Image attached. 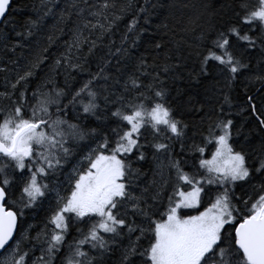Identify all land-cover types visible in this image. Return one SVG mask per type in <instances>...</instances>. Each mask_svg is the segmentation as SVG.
Returning <instances> with one entry per match:
<instances>
[{
	"label": "snow or ice",
	"instance_id": "6c2138e0",
	"mask_svg": "<svg viewBox=\"0 0 264 264\" xmlns=\"http://www.w3.org/2000/svg\"><path fill=\"white\" fill-rule=\"evenodd\" d=\"M10 5L0 0V25L20 39L0 33L4 47L31 51L0 92V264H27L21 245L29 237L18 221L46 201L31 237L42 245L39 264H264V0H41L45 11L20 30ZM53 8L47 43L26 45ZM128 13L113 51L112 29ZM153 13L151 30L136 27ZM66 28L64 50L29 91ZM140 44L143 52L131 55ZM60 69L63 87L53 79ZM73 73L87 78L72 87ZM177 79L186 88L174 98ZM181 110L203 113L200 143L186 139ZM238 137L257 146L237 149ZM81 143L88 151L62 194L51 178ZM140 162L154 177L144 187Z\"/></svg>",
	"mask_w": 264,
	"mask_h": 264
},
{
	"label": "trees",
	"instance_id": "16d2710c",
	"mask_svg": "<svg viewBox=\"0 0 264 264\" xmlns=\"http://www.w3.org/2000/svg\"><path fill=\"white\" fill-rule=\"evenodd\" d=\"M60 3V6H63V0H58ZM134 3H144V0H133ZM219 3V0H217ZM49 7H52L51 4L48 5ZM45 11L44 8L41 7V0H12V4L10 7V15L8 19L10 21H14L15 25L17 27V30H20V26L25 22L26 18H33L35 19L36 15L38 13L42 14ZM58 13L57 8H53V12L48 15L47 17H44L42 20V26L39 29V32L36 36L31 37L26 43V45L32 44L36 39H40L42 43H47L46 37L50 32H54V29L52 28V25L55 24V17ZM132 14L128 13L124 15L117 24L112 29L111 34V41L113 42V51H115V47L120 45V38L123 34L127 32V24L131 20ZM156 15L153 13L151 17L149 18V23L145 25L144 19L141 16L138 20V23L136 25L137 28L140 26H144L151 30L152 27L155 26L156 23ZM12 26L9 25L7 28L0 25V33L7 34L8 41H11L12 43H15L19 37H16L15 34L11 30ZM70 32L68 29H65V32L63 35H57L55 43L50 47V58L49 60L45 61L43 65H41L40 68L35 70V75L31 79V81L28 84L29 91L36 88L38 84H40L42 81H44L47 76L49 75V65L51 64L52 60L51 57H54L59 54V52L64 50V44L65 41L70 39ZM129 37L132 36V33H128ZM5 39L3 35H0V67H7L11 71L7 73H0V92L4 90L3 85L5 84L4 77L7 75L10 79H14L16 76V73L23 72L25 70L24 66L27 64L28 59L30 58V51L31 49L29 47H25L23 49L17 47L15 49V52L10 51L4 47L5 45ZM109 39L106 36L104 39V43L108 44ZM11 45H9L10 47ZM143 46L140 44L139 46L130 49L131 55L136 56L139 55L141 52H143ZM86 51V47L84 49ZM107 51V49H98L97 50V56L103 54V52ZM253 56L256 55L255 52L252 53ZM15 60L16 63L12 64L10 61ZM89 61L92 62V69L94 70L95 64L93 62V58L89 57ZM255 62V61H253ZM59 74H54L53 79L55 84L58 87L64 86L65 77L63 74L62 69L57 70ZM214 74L217 76V79H220V73L219 69L214 70ZM73 76L75 77L74 80L70 82V85L72 87H78L79 82L82 79L87 78V73H80L76 74L73 73ZM207 88L209 89V92H211L212 88L215 85V81H213L211 78H209L206 82ZM50 87V86H49ZM172 88V95L174 98H176V92L175 89H185L186 88V81L183 79H177L174 83L171 84ZM204 90L201 89V92ZM236 91L239 92V88H236ZM197 99H201V97H197ZM206 110L209 108V106H205ZM203 115V113L198 114L196 116H193L191 113L181 110L180 115L178 118L183 119L185 123L188 124V129L186 130V139L191 142L192 139L196 141V143H200V133L203 131L204 128H206V124L201 126L200 124V116ZM237 120L240 118L237 117ZM93 126H95L93 124ZM206 134V133H205ZM237 142L234 144V147L237 149L244 148L246 151H250L251 148L256 147V144L248 145L243 142V137L236 138ZM255 139V138H254ZM258 144V140H257ZM69 147H72L71 145H68ZM214 150L212 145L208 146V149L205 152V158H208L210 156L211 151ZM88 151L87 147L81 143L80 145H77L72 148V155L68 157L67 161L64 162L63 167L57 171L54 176L51 178L52 185L58 187L62 194L64 190L68 188L67 184V177L69 176V173L71 172L73 166H78V162L81 160V157L86 154ZM192 161H190L191 163ZM134 167H137L140 169V171L143 173V175L140 176L139 184L141 187L146 186L154 177L153 172L151 169V166L147 163L140 162L139 164H134ZM237 192L239 193V189H237ZM54 195V194H53ZM47 201L45 202L44 206L41 208L36 209L35 211L26 214L24 219L22 221H19V227L18 229L21 231H24V234L29 237L25 242L21 245V248H23L25 251L28 252V255L25 257L27 264H32L34 261L36 264H39L38 259L42 253H41V244L33 242L31 240V237H34L36 233L40 230L44 217H45V209L47 208ZM26 230V231H25ZM75 235V232H70V235L68 237L69 240H71L72 236ZM15 238H19L16 236ZM64 253V250H61L60 258H62ZM7 256V253L4 254ZM57 264H59V258L57 261Z\"/></svg>",
	"mask_w": 264,
	"mask_h": 264
},
{
	"label": "water",
	"instance_id": "95a60500",
	"mask_svg": "<svg viewBox=\"0 0 264 264\" xmlns=\"http://www.w3.org/2000/svg\"><path fill=\"white\" fill-rule=\"evenodd\" d=\"M11 4H12V0H11ZM10 7H11V5H10ZM18 227H19V221H18ZM11 243V242H10Z\"/></svg>",
	"mask_w": 264,
	"mask_h": 264
},
{
	"label": "rangeland",
	"instance_id": "374dc122",
	"mask_svg": "<svg viewBox=\"0 0 264 264\" xmlns=\"http://www.w3.org/2000/svg\"><path fill=\"white\" fill-rule=\"evenodd\" d=\"M208 158H210V156H208ZM33 264V263H32Z\"/></svg>",
	"mask_w": 264,
	"mask_h": 264
}]
</instances>
